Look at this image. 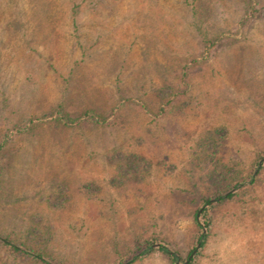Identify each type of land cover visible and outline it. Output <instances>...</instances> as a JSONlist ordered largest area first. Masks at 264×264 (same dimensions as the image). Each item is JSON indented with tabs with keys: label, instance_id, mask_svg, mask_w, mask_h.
<instances>
[{
	"label": "rangeland",
	"instance_id": "1",
	"mask_svg": "<svg viewBox=\"0 0 264 264\" xmlns=\"http://www.w3.org/2000/svg\"><path fill=\"white\" fill-rule=\"evenodd\" d=\"M261 165L264 0H0V264H184L225 178L194 262L264 264Z\"/></svg>",
	"mask_w": 264,
	"mask_h": 264
},
{
	"label": "trees",
	"instance_id": "2",
	"mask_svg": "<svg viewBox=\"0 0 264 264\" xmlns=\"http://www.w3.org/2000/svg\"><path fill=\"white\" fill-rule=\"evenodd\" d=\"M209 45L206 46L204 54H206V52L208 51ZM173 95L174 94H171L169 96L170 97L169 100L166 103L162 104V106L159 108L158 113L165 114V109L166 107L170 106V99L173 97ZM125 102H128V100L123 101L124 104ZM119 107L120 106H116L114 110L115 111L120 110ZM51 121H53L58 126H65L67 128H74V127L80 128L84 124H89L92 125L93 127H100V126L105 127L108 125L109 120L106 119L105 115H102L99 111L94 109L84 110L79 115L75 117H70L65 112H63L62 106L60 105L58 106V108L53 110V112L48 115L32 117L30 120H28V124L30 127H35ZM263 168L264 166L261 165L258 171L256 172V175L254 174V170H251L250 174H248L249 176H247V179L249 180V183L251 185L255 182L256 176ZM208 179L211 180V178ZM222 183L213 185L211 196L209 197L205 196L192 202L194 203L192 211L194 214V221L198 229V233L195 237V243L193 244L191 250L189 251L184 264H195L194 260L196 256L200 254V252L203 250L205 246V239L207 238L208 233L211 230V219L209 216L210 210L216 205H219L221 203L233 199L236 195V192L232 190L233 187L229 185L226 178L223 179ZM0 242L3 243L5 247H7L11 252L19 253V249L11 245L9 241H4L0 239ZM155 250L163 254L171 264H174L176 257L174 254L170 252L169 249H167L166 245L162 243ZM152 251L153 249H151V246L149 244H146V246L144 245L140 246L136 244V247L134 248L132 254L133 256L127 262L121 261L119 264H132L134 261L139 259L141 255L149 254ZM33 258L46 264L45 261L42 260V257L40 255L36 254L33 256Z\"/></svg>",
	"mask_w": 264,
	"mask_h": 264
}]
</instances>
